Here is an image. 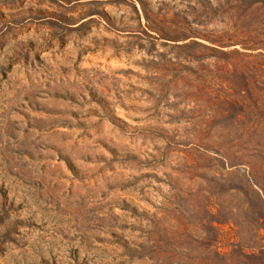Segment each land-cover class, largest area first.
Segmentation results:
<instances>
[{
	"label": "rangeland",
	"instance_id": "rangeland-1",
	"mask_svg": "<svg viewBox=\"0 0 264 264\" xmlns=\"http://www.w3.org/2000/svg\"><path fill=\"white\" fill-rule=\"evenodd\" d=\"M256 190L264 0H0V264H264Z\"/></svg>",
	"mask_w": 264,
	"mask_h": 264
},
{
	"label": "trees",
	"instance_id": "trees-1",
	"mask_svg": "<svg viewBox=\"0 0 264 264\" xmlns=\"http://www.w3.org/2000/svg\"><path fill=\"white\" fill-rule=\"evenodd\" d=\"M258 185L256 182L252 183L253 189L255 188V186ZM256 193L259 195V199L260 201H262L263 205H264V194L260 193V190H256ZM239 252L241 254H244V250L243 247L239 248ZM264 252V246L262 247V253ZM261 264V263H260ZM263 264V263H262Z\"/></svg>",
	"mask_w": 264,
	"mask_h": 264
}]
</instances>
